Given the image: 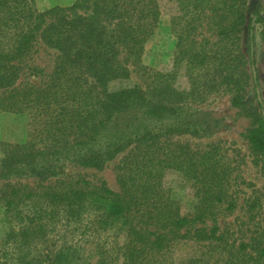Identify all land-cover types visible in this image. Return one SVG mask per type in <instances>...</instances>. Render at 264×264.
Segmentation results:
<instances>
[{
    "label": "trees",
    "instance_id": "16d2710c",
    "mask_svg": "<svg viewBox=\"0 0 264 264\" xmlns=\"http://www.w3.org/2000/svg\"><path fill=\"white\" fill-rule=\"evenodd\" d=\"M158 1L74 0L40 10L34 0H0V111L29 118L24 142L0 143V181L39 180L0 189L10 222L0 238V264H75L76 241L45 260L32 250L64 230L85 239L113 238L97 243L96 264H165L182 240L200 245L203 256L227 252L232 264H264V225L236 251H226L218 234L217 216L235 208L221 147L193 151L162 143L174 134L205 133L207 120L195 117L198 111L186 102L227 90L231 105L252 120L250 150L264 156L254 55V26L264 25V4L174 0V63L186 62L189 80V88L180 90L170 73L141 63L160 17ZM203 29L219 38L220 49L195 41ZM260 38L264 58V32ZM39 41L56 52L52 71L39 85L18 83L21 65ZM125 150L117 167L119 191L65 174L68 163L101 168ZM167 171L178 172L192 188L191 212L182 213L165 186ZM208 221L211 226H201Z\"/></svg>",
    "mask_w": 264,
    "mask_h": 264
},
{
    "label": "rangeland",
    "instance_id": "374dc122",
    "mask_svg": "<svg viewBox=\"0 0 264 264\" xmlns=\"http://www.w3.org/2000/svg\"><path fill=\"white\" fill-rule=\"evenodd\" d=\"M74 0H34L35 6L46 9L55 5H70ZM160 17L152 34L144 44L141 63L155 70L170 73L173 76V86L180 90L189 88V80L186 75V62L181 61L175 65V34L171 28V18L176 12L174 0H159ZM259 5L264 0H257ZM264 32V25L254 26L255 35V67L258 76L259 97L264 102V58L263 41L260 33ZM218 37L213 31L203 29L200 35L195 37L198 44L205 45L207 49L217 51L223 45L218 43ZM56 58V52L42 41H39L34 52L21 65L22 71L18 83H43L51 73ZM133 80H139L133 74ZM253 94V92H251ZM231 93L220 90L205 95L203 98L192 99L186 102L191 112L198 111L199 118L207 120L208 126L202 125L206 131L200 135L174 134L162 138L165 147H174L177 144H185L193 151H201L211 144L221 147L227 163L231 167L230 191L235 201V208L231 211L222 210L217 216L216 225L218 234L222 236L225 250L236 251L241 242L248 243L249 238L257 234L260 226L264 225V156L254 154L246 139L247 130L252 127V120L243 115L240 110L230 103ZM29 118L27 113H9L0 111V143H22L26 140ZM127 150L118 154L114 159L107 161L101 168L83 167L68 163L65 166V174L68 177H81L94 184L105 182L108 187L119 191L117 183V167ZM2 153L0 151V157ZM33 177H12L0 181V189L13 183H38ZM164 184L169 188L171 195L180 205L182 213L192 211L194 197L192 188L182 176L175 171H167ZM253 203L252 210L249 205ZM9 220L4 215L0 205V238L9 227ZM201 226H211L208 221ZM113 232H110L112 234ZM56 235L53 233L47 239L33 247V252L40 260H45L47 255H53L56 249L67 244L75 243V264H96L98 254L97 243L113 241L112 237L100 239L79 238L71 230H64ZM248 251L249 248H247ZM200 245L192 241H180L166 256L165 264H187L191 258L199 257L196 264H232L227 252L215 253L213 256L202 255ZM224 250V251H225ZM226 250V251H227Z\"/></svg>",
    "mask_w": 264,
    "mask_h": 264
}]
</instances>
